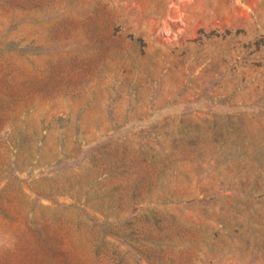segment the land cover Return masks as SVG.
I'll use <instances>...</instances> for the list:
<instances>
[{"label":"rangeland","instance_id":"374dc122","mask_svg":"<svg viewBox=\"0 0 264 264\" xmlns=\"http://www.w3.org/2000/svg\"><path fill=\"white\" fill-rule=\"evenodd\" d=\"M0 264H264V0H0Z\"/></svg>","mask_w":264,"mask_h":264}]
</instances>
